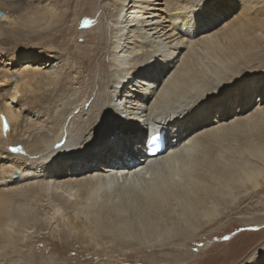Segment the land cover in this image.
Segmentation results:
<instances>
[{"label": "bare ground", "instance_id": "bare-ground-1", "mask_svg": "<svg viewBox=\"0 0 264 264\" xmlns=\"http://www.w3.org/2000/svg\"><path fill=\"white\" fill-rule=\"evenodd\" d=\"M102 1L104 59L77 41L90 29H76V64L49 53L44 72L0 71V80L22 78L0 91L9 124L5 134L0 120V264H15L10 245L59 209L124 254L205 249L221 218L264 182V68L252 65L264 54V0ZM85 59L103 93L78 85ZM39 83L49 111L33 107ZM222 87L220 101L200 107ZM159 132L166 148L149 157L143 143ZM260 251L253 259L264 264Z\"/></svg>", "mask_w": 264, "mask_h": 264}, {"label": "rangeland", "instance_id": "rangeland-1", "mask_svg": "<svg viewBox=\"0 0 264 264\" xmlns=\"http://www.w3.org/2000/svg\"><path fill=\"white\" fill-rule=\"evenodd\" d=\"M102 5V0H0V18L4 15L8 17L0 21V48L10 60L0 62V71L3 68L13 72L30 68L44 72L50 68H45L43 62L46 58H42V55L49 53L58 55V63L64 66L66 62L76 64L77 61H71L76 52L71 41L76 29L80 32L90 29L88 36L77 37V41L85 49H90L88 53H96L94 60L97 61L99 57L104 59L107 51V31L104 28L107 10ZM100 24L104 29L103 35L93 31ZM85 60L83 78L78 85L87 94L92 91L103 93L104 83L100 85L97 80L102 77L101 74L90 77L89 63ZM104 62L106 64L107 60ZM252 65L264 68V54ZM10 73L6 80H0V91L21 82L19 73L9 78ZM108 78L106 74L103 79ZM37 85L39 101L33 107L49 111L54 101L49 100L41 88L46 87L44 83ZM90 87H93L92 90ZM63 93L64 90L58 89L56 94ZM89 105L87 103L86 108ZM18 175L14 173L13 177ZM263 176L264 172L259 175V180ZM260 182L247 203L238 204L234 212L221 218L222 229L211 234V246L205 249H197L198 245L190 242L178 250L171 247V250H139L124 254L100 238L82 216L59 209L49 211V219L34 225L27 240L17 246L11 244L5 254L12 257L15 264H247L264 248V182ZM161 251L167 253L161 254ZM249 252L252 253L251 257L248 256Z\"/></svg>", "mask_w": 264, "mask_h": 264}, {"label": "snow or ice", "instance_id": "snow-or-ice-1", "mask_svg": "<svg viewBox=\"0 0 264 264\" xmlns=\"http://www.w3.org/2000/svg\"><path fill=\"white\" fill-rule=\"evenodd\" d=\"M162 3H163V0H161V4ZM204 7H208V5L205 4ZM240 84H241V81L238 79L235 81L234 84L229 85V87L230 88H236ZM225 91H226V89L222 87L219 90L218 94H209V96L203 101V103L200 105V107H203L204 105H209V104H213L217 101H220L221 96L225 93ZM261 103H264V101H262ZM0 120L4 121V131H5V134H7L8 130H9V124H8L7 118L4 117L3 115H0ZM143 148H144V154L145 155H147L148 152L154 151V146L150 145L147 140L144 141ZM10 151L13 153H18V152H22L23 150L21 148H11ZM225 239H228V238L225 237ZM248 256L251 257L252 253L249 252ZM248 264H260V261H259V259H249Z\"/></svg>", "mask_w": 264, "mask_h": 264}, {"label": "water", "instance_id": "water-1", "mask_svg": "<svg viewBox=\"0 0 264 264\" xmlns=\"http://www.w3.org/2000/svg\"><path fill=\"white\" fill-rule=\"evenodd\" d=\"M2 16V13L0 12V17Z\"/></svg>", "mask_w": 264, "mask_h": 264}]
</instances>
